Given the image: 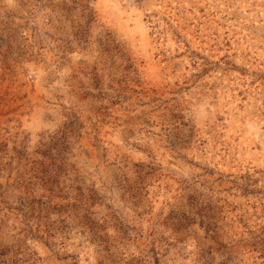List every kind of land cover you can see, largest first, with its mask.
I'll return each mask as SVG.
<instances>
[{"label": "rangeland", "instance_id": "rangeland-1", "mask_svg": "<svg viewBox=\"0 0 264 264\" xmlns=\"http://www.w3.org/2000/svg\"><path fill=\"white\" fill-rule=\"evenodd\" d=\"M0 264H264V0H0Z\"/></svg>", "mask_w": 264, "mask_h": 264}]
</instances>
